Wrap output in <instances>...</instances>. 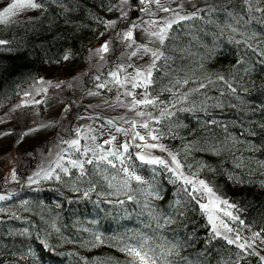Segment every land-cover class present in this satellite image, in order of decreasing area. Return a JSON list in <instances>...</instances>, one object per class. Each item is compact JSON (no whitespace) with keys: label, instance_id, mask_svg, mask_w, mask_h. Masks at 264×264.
<instances>
[{"label":"trees","instance_id":"1","mask_svg":"<svg viewBox=\"0 0 264 264\" xmlns=\"http://www.w3.org/2000/svg\"><path fill=\"white\" fill-rule=\"evenodd\" d=\"M64 3L71 11L52 5L43 12L13 16L10 23L0 24V40L9 41L0 46V116L5 114L17 132L8 150L17 158L9 171L0 153V192L8 197L0 204L28 199L16 213L0 212V264H128L130 257L120 250L126 244L143 245L156 264H264L259 258L264 256V243L260 242L264 239V14L249 11L244 0H196L198 7L188 13L180 10V15L204 11L199 18L173 25L164 45L155 42L154 49L159 48L170 59L162 71L154 72L159 87L153 95L159 94L164 104L147 109L158 115L163 107L176 104L174 115L152 124L160 138L149 139V143L163 145L162 159L170 160L168 153L176 155L185 176L196 174L213 188L219 198H213L214 203L238 217L226 223L238 230L243 240L252 243L253 233L261 234L245 250L226 242L225 235L233 236L226 229L217 228L221 236H215L204 210L185 195L183 181L161 165L135 159L141 165L132 164L131 168L143 177L144 184L135 180L128 181L127 186L114 183L109 174L119 173L107 164L99 168L86 164L87 175L83 177L78 168L68 166L70 174L62 173L56 183H29L31 171L51 165L40 164L41 154L52 151L56 153L53 159L60 156L69 162V145L61 141H71L79 134L71 136L73 116L70 121L63 120L46 140L30 138L31 143L36 140L33 150L16 152L15 141L23 142L21 135L33 127L35 118L43 120L46 113L40 102L26 103L25 93L32 94L39 84L48 83L47 69H56L58 74L66 62H75L69 74L88 68L85 53L100 46L95 43L94 31H106L97 18L108 20L103 14L113 0ZM255 7L264 8V3ZM113 47L117 63L111 71L117 64L128 62V53L121 54L116 45ZM65 55L70 58L63 60ZM99 64H94L91 78L99 76L96 82L107 84L99 91L116 102L118 86L111 82L108 72L100 73L104 70L97 68ZM220 76L224 80L218 79ZM185 77L190 82L179 90L188 92L189 98L177 103L175 89L170 93L163 88L169 79ZM83 78L77 76L76 82ZM201 83L205 85L202 89ZM59 92L62 97L67 89ZM181 108L186 110L179 111ZM133 115L126 109L114 117L123 124L122 117ZM41 148L40 154L37 151ZM151 150L147 149L152 154ZM13 169L16 180H12ZM97 236L103 243L96 240Z\"/></svg>","mask_w":264,"mask_h":264},{"label":"snow or ice","instance_id":"2","mask_svg":"<svg viewBox=\"0 0 264 264\" xmlns=\"http://www.w3.org/2000/svg\"><path fill=\"white\" fill-rule=\"evenodd\" d=\"M139 3L140 5H155L157 9L161 12L165 13H172L173 17L170 19L160 17L156 20L150 21L153 27L158 28V30L150 31L149 37L155 38L156 41L160 45H164L165 41L169 39V32L173 28V25L179 24L181 21L191 20L195 18H199V13L204 11L202 9H197L195 12H192L188 15H180V12L177 9H173L170 7H165L161 0H133L132 5H130V0H120V4L127 7H132V10L135 11V7L133 6L135 3ZM264 3V0H244V4L249 11H256L264 14V8L262 7H255L253 8L254 4ZM52 5H56L61 7L63 11H71L64 3V0H11V3L7 4L3 10H0V24H8L11 22V18L18 13H22L28 10H39L43 12L46 7H50ZM114 6L109 7V11L113 10ZM178 9L183 8V4L180 3L177 5ZM141 11L147 12V8L139 9ZM211 11V9H208ZM231 15V13H229ZM121 19L128 20V12L122 11L121 12ZM99 23L102 24L106 29L115 28L117 25V20H104L102 18H97ZM264 23V19L261 20ZM143 23V21L141 22ZM130 26L127 27V30H122L116 33V36L112 40L105 41L99 49L95 50V53H107L110 51V46L112 45L114 40H120L122 43L125 44L126 47L132 48L130 53L126 54V61L127 63H119L115 66L113 71L108 72V76L112 78V83L118 86L117 91V100L120 101V106L125 107L128 111H131L134 115L129 118H121V122L123 124H130L131 128L126 129L124 127H116V131L118 133H123L127 139L124 143L120 144L118 147L113 148L111 147L113 143L116 141V136H110L108 140L104 141L103 145H94L92 147H79L80 141L79 139H73L71 141H61L62 144H69L71 147H74L77 152H79L85 159L82 160H71L70 165L72 168H78L80 171V175L83 177L87 175L85 165H94L95 167L99 168L101 163H106L113 169H116L119 172H122L126 175L127 179L124 181L125 186H127L128 181L135 180L140 184L147 183L143 177L136 175L134 169H132L126 161L132 159L133 154L129 151L130 147H136L141 149L140 152L135 153L136 159L141 161L142 163L149 164V165H161L167 171L173 173L177 177L183 181V191L185 195L190 198L191 200L195 201L199 204L202 210H205L209 213L208 219L212 222V228L214 231L215 236H221V232L217 230V225L214 221V217L211 214L212 208L214 207L213 198L219 199L216 197V194L213 188L209 187L208 184L202 180L198 179L196 174H193L192 177L185 176L181 169L184 167L180 160L177 159V156L168 153L170 156V160H165L160 157H152L151 153L147 151V149H156L160 148L161 150L164 149L163 145H158L157 143H147V140L150 139L152 141H157L160 136L158 134H154L156 130L152 127V124H157L160 122L161 117H171L175 114L174 109H176V104H170L168 106L163 107L158 115H153L151 111H147V109L157 108L160 105L164 104L163 101L159 99V94L153 95L156 89L159 87L158 80L154 77V72L162 71V68L167 64L168 60L170 59L168 56L165 55L163 51L159 48L153 49L150 48L147 44H137L134 36V30L139 28L140 25L136 23H132L129 20ZM235 30V29H234ZM101 36L104 33H100ZM255 34H253L254 37ZM9 44V41L0 40V46H6ZM249 48H252L251 44L247 45ZM254 50V49H253ZM264 55V50L261 52ZM143 55H150L151 60L150 63L146 66H136L130 61H132L133 57L143 56ZM70 57L69 55L63 56V60H68ZM103 59V56H101ZM239 62V61H238ZM128 68H132L133 71L130 73L128 72ZM168 77L169 74H164ZM97 80H100V77H96ZM220 80H224L223 76L218 77ZM189 78L185 77L182 80L177 79L172 81L169 79V85H166L163 88V91L173 92L175 89L174 98L177 103L181 101H186L189 98L188 92H181L180 86L189 84ZM39 83V82H38ZM50 83V82H48ZM56 87H60L59 84L55 85ZM71 87V85H69ZM202 89L205 87L203 83L199 85ZM231 87V85H229ZM99 89L107 88L106 83H99L97 85ZM123 89L121 92L119 89ZM139 89L140 91H137ZM191 91H197L196 89H192ZM235 92V89H232ZM90 95H97L98 93H89ZM25 95H30V93H25ZM123 97V99H121ZM111 106V105H109ZM19 107V106H18ZM179 111H185L186 109H178ZM109 124H116V121L110 120L108 121ZM209 123H214V121H209ZM140 129L144 130L142 134ZM29 131H34V129H30ZM79 132V129H77ZM134 132V134H132ZM27 134V133H25ZM11 133L4 132L0 133V136H8ZM90 139L95 140L96 137L92 136ZM141 141L144 143H136V141ZM20 141H17L19 143ZM105 145H109L107 149H105ZM99 150V151H98ZM119 162V167L117 166L116 162ZM57 167L62 171L64 174H70L68 167H63L57 161ZM44 171V169H41ZM40 172L34 174L35 177L40 176ZM34 176H29L28 181L29 183H37L38 181L34 179ZM44 179H57L60 180L61 176L59 173L53 175L51 171L45 172ZM16 172L12 170V180H16ZM110 183V182H109ZM111 186V185H110ZM94 185L89 191L94 189ZM88 192H85L84 195L88 196ZM7 196L0 195V200L7 199ZM129 200H132L133 197L129 195L127 197ZM208 200L207 203H201V200L206 199ZM222 204L227 205L228 202L226 200L220 201ZM123 203V201H121ZM232 207H235L232 205ZM223 211V209H219ZM225 216H228L232 220H237L238 217L233 216L231 212H224ZM166 223H171L170 220H166ZM241 225L244 222L241 220L239 221ZM221 226L227 230V232L233 233L232 238L225 235L223 238L229 245H237L240 249L251 248L252 244L255 243L257 238H260V233H253L252 243H249L247 240H243L240 236V232L236 229L229 227L227 224L221 221ZM96 240L100 243H103V240L99 236L96 237ZM243 240V242H241ZM261 243H264V239L260 240ZM96 245L93 244V247ZM49 250H51L50 246ZM123 252H126L127 255L130 257L128 264H156V260L149 256L148 252L144 251V246L140 245L137 247L136 245L126 244L125 247L120 249ZM258 255V254H257ZM261 261H264V256L259 257Z\"/></svg>","mask_w":264,"mask_h":264},{"label":"rangeland","instance_id":"3","mask_svg":"<svg viewBox=\"0 0 264 264\" xmlns=\"http://www.w3.org/2000/svg\"><path fill=\"white\" fill-rule=\"evenodd\" d=\"M133 0H130V5H132ZM11 3V0H0V10H3L7 6V4ZM161 3L165 7H170L173 9H177L178 11H183L185 13H188V10H192L194 7H198L196 3V0H161ZM182 3L183 8L178 9L177 5ZM113 15H111L110 11L107 9L103 16L107 18L108 20H112L111 17H113L115 20H117V25L115 28H109L106 29L104 32V35L101 36L100 33L102 32V28H97L96 31V40L95 43H99L100 46L91 48V51H88L84 55V62H88V68L83 71L78 69L76 73L69 74L70 67H73L75 65V62H66L65 67L59 69V73L56 74V69H47L45 72V79L47 80L46 85L39 84V87L37 90L28 95V97L25 99L26 103H35L40 102L45 107L46 113L43 118V120H40L38 118H35L36 121H33V124L30 129H34V131H25L21 137H23V142L21 140L17 143L18 145L15 146L16 152H27L31 151L34 148L33 143L30 142V138L38 137L39 139L46 140L49 135H53L54 130L59 129L61 126V123L63 120L70 121L71 118L74 116V123H73V131L71 136H75L79 134L74 139H79L80 145L79 147H92L94 145H103L105 140H108L110 136H116L117 139L113 143L111 147L116 148L120 144L124 143V141L127 139V137L123 133H118L116 131V127H124L126 129H130V124H121L117 120H115V115H121L123 111L126 110L125 107L120 106V101L116 99V102L112 99L108 98L107 93H101L99 88H97L98 82L96 77H92V74L94 72V64H99L98 69L102 68V72L100 73H107L112 70V67L115 63H117V60L115 61L113 58V46H117L119 53H130L132 48L126 47L124 43H122L120 40H114L112 45L110 46V51L107 53H95L96 49H99L98 47H101V45L108 40H112L116 33L122 30H127V27L130 26L129 20L132 23H136L140 25L139 28L134 30V36L137 44H147L150 48L154 49V44L156 42L155 38L149 37V32L158 30V28L153 27V25L150 23L152 20H156L160 17H164L167 19L172 18V13H165L159 11L157 7L149 4L140 5L138 2L135 3L133 6L135 7V11L132 10V7L125 8L120 4V0H113L112 3ZM141 8H147L148 11H141L139 9ZM127 11L128 12V20L121 19V12ZM36 10H28L22 13H18L15 15V17H24L28 14L35 13ZM143 21V23H141ZM94 54V56H92ZM101 56H103V59H101ZM150 55H143L138 57H133L131 63H133L136 66H146L149 64L150 61ZM101 61V62H100ZM113 65V66H112ZM99 71V70H97ZM128 72H132V68H128ZM56 74V75H55ZM85 77L83 78L79 83L76 82L77 76ZM55 76V77H53ZM91 78V83L88 82V80ZM59 84L60 87H56L55 85ZM71 85V87L69 86ZM77 86V87H75ZM61 88L67 89V92L64 96L60 97L59 90ZM55 92V93H54ZM98 93L97 95H90L89 93ZM123 99V98H122ZM75 103V106L73 104ZM111 105V106H109ZM93 111L98 112L97 115L93 113ZM0 118H2V121L0 122V133L8 132L11 133V135L8 136H0V153L1 158L6 160L8 163L4 164V167L6 171H9L14 164V161L17 158V155L15 152L10 151L8 153V150H10V143L14 139V135L17 133L13 127L10 126V120L5 116V114H1ZM114 120L116 121V124H109L108 121ZM38 125L35 127V125ZM42 124V125H41ZM77 129H79V132H77ZM63 133L67 136H70L68 131H65V129H62ZM141 133H144L143 129H140ZM75 132H77L75 134ZM27 133V134H25ZM134 134V132L132 133ZM95 136L96 139L92 140L90 137ZM28 137V140L25 141V139ZM149 139L147 140V143H149ZM136 143H144L141 141H136ZM155 143V142H153ZM69 145V144H68ZM105 149L110 147L109 145L104 146ZM18 148V149H17ZM29 148V149H28ZM26 149V150H25ZM43 148L39 149L37 152H40ZM7 151V152H3ZM99 151V150H98ZM129 151L133 154L132 159L129 161H126V164H128L130 167L132 164H134V167L138 164L135 159V153L140 152L141 149L136 147H130ZM152 157H160L162 158V155L164 154V151L160 148L152 149ZM68 156L71 159H68L69 162H64L63 159L58 156L55 159H53V156L56 154H51L52 151H49L45 154H41L40 158H42L40 164L50 165L49 167L45 166L43 167L44 171H41L40 167L37 172H40L39 177H35L34 174L36 170L31 171L29 174L30 176H34V179H36L38 182H43V184H50L49 182H57L58 180L53 179H44L45 172L51 171L53 175L56 173H59L60 176L62 175V171L57 167V161H59V164L63 167H68L70 165L71 160H79V159H85L79 152L76 151L74 147L68 146L67 149ZM24 154H20L22 156ZM76 155H80V158H77ZM19 158V156H18ZM46 162V163H45ZM119 164V162H116ZM39 164V165H40ZM106 165V163H101ZM7 165V166H6ZM158 165H156L157 167ZM42 167V166H41ZM163 167V166H162ZM36 172V173H37ZM136 175L138 173L135 172ZM105 175H108V173H105ZM111 179L114 183L122 184L126 180V177L123 175L122 172H119V174L115 173L113 171L111 173ZM37 182V183H38ZM0 195H3V192H0ZM26 203H28V199L19 200L16 203H10V204H0V212L4 213H16L19 210L23 209L26 206ZM202 203H207L206 200H203ZM219 209H223V211H220ZM224 212H229L226 208L220 207L219 204L214 203V207L212 208L211 214L214 217V221L217 225L218 229H225L221 226V221L225 224H230V221L233 220L229 218L228 216L224 215ZM204 213L208 216L209 213L204 210ZM227 222V223H226ZM212 224V222H210ZM252 242V240H251Z\"/></svg>","mask_w":264,"mask_h":264}]
</instances>
